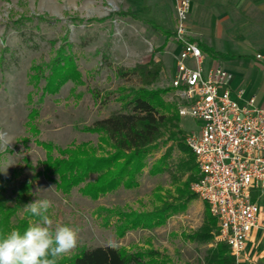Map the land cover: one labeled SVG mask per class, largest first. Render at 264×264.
Listing matches in <instances>:
<instances>
[{
  "label": "rangeland",
  "instance_id": "1",
  "mask_svg": "<svg viewBox=\"0 0 264 264\" xmlns=\"http://www.w3.org/2000/svg\"><path fill=\"white\" fill-rule=\"evenodd\" d=\"M175 3L0 0V196L7 205L19 203L11 222L25 218L28 227L36 218L26 214L23 206L47 198L52 201L49 216L54 224L77 230V246L58 264H66L80 248L97 245L147 250L166 256L174 264H202L207 247L216 244L217 223L210 228L208 242L193 238L205 224L207 213L204 201L193 189L199 174L197 165L196 178L186 184L189 171L177 170L179 159L187 157L179 149V142L189 151L185 137L197 130V122L189 116L177 115L181 134L176 142L168 140L164 144V137L157 139L156 147L146 154L144 165L135 174L133 187L119 186L91 197L80 192L84 182L62 191L38 173L46 156L41 142L58 148L86 142L96 148V154H103L107 146L100 144V134L85 128L120 109L121 97L129 89L156 90L170 85L178 51ZM187 23L186 17L190 36ZM60 53L71 60V72H75L72 78L48 87L51 62ZM153 61H159L161 69L148 84L141 83L135 74H119L118 69L130 70ZM160 97L177 112L178 97L173 90ZM51 153L58 152L53 148ZM162 157L164 167L155 170ZM94 177L92 173L87 180ZM24 181L29 186L18 200L16 194ZM165 205L170 208L161 224L121 233L119 215L106 211H149Z\"/></svg>",
  "mask_w": 264,
  "mask_h": 264
},
{
  "label": "trees",
  "instance_id": "2",
  "mask_svg": "<svg viewBox=\"0 0 264 264\" xmlns=\"http://www.w3.org/2000/svg\"><path fill=\"white\" fill-rule=\"evenodd\" d=\"M201 50L216 56L220 55L209 49L202 43H197ZM74 65L63 54L54 57L50 65V72L46 78L48 87L50 83L59 84L74 74ZM161 63L159 61L147 62L137 65L134 69H118L120 75L135 74L144 84L150 83L159 73ZM46 87V89H48ZM168 86L163 89L146 90L143 88L129 89L128 93L121 97L120 109L112 111L107 116L98 118L92 125L85 129L96 131L100 134V144L107 146L103 154H96L95 147L86 142H80L73 147L58 148L50 142H41L46 150V156L42 161L43 168L38 173L54 181L56 187L62 191L69 189L81 182L79 188L84 195L91 197L99 193L107 192L123 187L136 185L135 174L144 165V158L149 151L156 147L157 139L164 137L163 143L168 140L176 142L181 130L178 128V110L171 111L169 105H165L160 94L172 90ZM51 90V89H48ZM177 107V104L176 106ZM177 109V108H176ZM100 147V146H99ZM179 149L187 154V157L179 159L177 170L184 173L189 171L185 184L197 176L196 162L193 153L179 142ZM55 148L57 154L53 155L51 149ZM100 150H104L103 147ZM166 153V152H165ZM165 157L157 161L155 170L164 167ZM162 165V167H161ZM194 169L196 171H194ZM92 173L95 177L87 180ZM175 178V177H174ZM29 183L24 181L16 194L19 200ZM191 198V197H189ZM18 201L12 206L7 205L0 196V235H6L12 229L21 232L27 228L25 218H17L11 222L10 218L15 213ZM206 207V221L201 226L200 232L193 238L201 242H208L211 233L210 228L216 223L215 218ZM167 205L149 211L124 212L110 208L109 215H119V232L136 227H149L161 224L167 216ZM28 214V213H26ZM119 221V219H117ZM157 254V255H156ZM154 255L156 257H154ZM235 257L230 253L229 247L224 242H216L207 247L202 264H237ZM66 264H174L166 256L143 250H124L112 245H97L83 247L72 254ZM185 264H191L189 262Z\"/></svg>",
  "mask_w": 264,
  "mask_h": 264
},
{
  "label": "built area",
  "instance_id": "3",
  "mask_svg": "<svg viewBox=\"0 0 264 264\" xmlns=\"http://www.w3.org/2000/svg\"><path fill=\"white\" fill-rule=\"evenodd\" d=\"M189 0H176L170 87L179 116L197 122L185 137L199 170L193 189L217 223L214 239L228 245L237 262L247 258L254 229L264 233V207L254 195L264 191V108L253 97L231 96L232 73L221 62L207 64L199 45L188 38ZM259 56V55H257Z\"/></svg>",
  "mask_w": 264,
  "mask_h": 264
},
{
  "label": "crops",
  "instance_id": "4",
  "mask_svg": "<svg viewBox=\"0 0 264 264\" xmlns=\"http://www.w3.org/2000/svg\"><path fill=\"white\" fill-rule=\"evenodd\" d=\"M189 1L188 38L220 54L202 50L207 64L221 62L232 73V97L240 90L242 98L253 97L255 105L264 108V0ZM254 199L264 207V191L255 193ZM246 250L247 258L241 262L264 264L262 231L251 232Z\"/></svg>",
  "mask_w": 264,
  "mask_h": 264
},
{
  "label": "clouds",
  "instance_id": "5",
  "mask_svg": "<svg viewBox=\"0 0 264 264\" xmlns=\"http://www.w3.org/2000/svg\"><path fill=\"white\" fill-rule=\"evenodd\" d=\"M23 208L36 220L23 232L12 229L0 235V264H58L77 246V230L59 222L54 224L49 216L52 201L47 198L35 199Z\"/></svg>",
  "mask_w": 264,
  "mask_h": 264
}]
</instances>
